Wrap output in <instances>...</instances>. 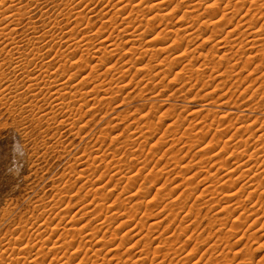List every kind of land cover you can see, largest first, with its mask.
Instances as JSON below:
<instances>
[{"label": "rangeland", "instance_id": "rangeland-1", "mask_svg": "<svg viewBox=\"0 0 264 264\" xmlns=\"http://www.w3.org/2000/svg\"><path fill=\"white\" fill-rule=\"evenodd\" d=\"M40 1L0 43V264H264V0Z\"/></svg>", "mask_w": 264, "mask_h": 264}, {"label": "bare ground", "instance_id": "bare-ground-1", "mask_svg": "<svg viewBox=\"0 0 264 264\" xmlns=\"http://www.w3.org/2000/svg\"><path fill=\"white\" fill-rule=\"evenodd\" d=\"M24 0H0V8L2 9L1 11H0V43H2V41H11L10 40V38L15 34L16 35V29L18 28V26L21 24V21H22V19H23V17L25 16V14H26V11L28 10V8H29V6L27 5V4H25L24 2H23ZM28 1V0H27ZM30 1V0H29ZM39 1L40 0H38V3H39ZM43 1V0H42ZM42 1H40V2H42ZM87 1V0H86ZM143 2L144 1H146V0H142ZM141 1V2H142ZM150 1V0H149ZM165 1V0H164ZM163 1V2H164ZM199 1V0H198ZM221 0H219L218 2H220ZM93 2V1H92ZM124 2V1H123ZM183 2V1H182ZM196 2V1H195ZM225 2V1H224ZM230 2V1H229ZM35 3V2H34ZM36 3H37V1H36ZM119 4H120V2H118ZM164 3H166V1L164 2ZM231 3V2H230ZM32 4V3H31ZM83 4V3H82ZM125 4V3H124ZM124 4H123V6H124ZM160 4H163V3H160ZM196 4H198V3H196ZM217 4V3H216ZM215 4V5H216ZM237 4V3H236ZM121 5V4H120ZM232 5V4H231ZM32 6H33V4H32ZM32 6L30 7V8H32ZM51 6V5H50ZM65 6H67V8L70 6L69 5V3L67 4V5H65ZM72 6V5H71ZM113 6V5H112ZM117 6V5H116ZM122 6V5H121ZM122 6V7H123ZM177 6V5H176ZM193 6H195L196 7V5L195 4H193ZM230 6V5H229ZM235 6V5H234ZM264 6V5H263ZM41 7V6H40ZM48 7V6H47ZM61 7V6H60ZM86 7V6H85ZM127 7H128V5H127ZM127 7H123L122 9H123V12H124V10H126V8ZM152 7H158V4H154ZM194 7V8H195ZM64 8V7H63ZM62 8V9H63ZM76 7H74L73 9H75ZM117 8H119V7H117ZM121 8V7H120ZM119 8V9H120ZM177 8V7H176ZM38 9V8H37ZM45 9H46V7H45ZM44 9V10H45ZM56 9V8H55ZM73 9H71V11H73ZM122 9H120V11L122 10ZM128 9V8H127ZM195 9H197V7L195 8ZM199 9V8H198ZM218 9V8H217ZM43 10V11H44ZM61 10V9H60ZM105 10V9H104ZM173 10V9H172ZM211 10V9H210ZM37 11V10H36ZM46 11V10H45ZM117 12H118V9L116 10ZM116 11H114V12H116ZM132 11V10H131ZM136 11V10H135ZM142 11V10H141ZM140 10H139V12H141ZM219 11V10H218ZM223 11H225V10H223ZM236 11V10H235ZM250 11V10H249ZM31 12V11H30ZM29 12V13H30ZM35 12V11H34ZM42 12V11H41ZM86 11H84V12H82L81 10L80 11H78V12H72L73 14H75V16L74 15H72V16H74V17H76V19L77 20H80V21H82L83 19H85L86 17H87V14L85 13ZM107 12V11H106ZM139 12H136V14L137 13H139ZM215 12V11H214ZM228 12V11H227ZM36 13V12H35ZM71 13V12H70ZM71 13V14H72ZM120 13V12H119ZM134 13V12H133ZM133 13H132V15H133ZM142 13V12H141ZM212 13V12H211ZM240 13V12H239ZM121 14V13H120ZM131 14V13H130ZM228 14V13H227ZM237 14H238V12H237ZM29 15V14H28ZM27 15V16H28ZM32 15V14H31ZM114 15V14H113ZM155 15H157V14H155ZM154 15V16H155ZM159 15V14H158ZM233 15V14H232ZM108 16V15H107ZM117 16V15H116ZM153 16V17H154ZM183 16V15H182ZM203 16V15H202ZM206 16V15H205ZM212 17L214 16V15H211ZM210 16V17H211ZM36 17H37V15H36ZM63 17H64V15H63ZM132 17V16H131ZM137 17H138V14H137ZM144 17V16H143ZM156 17V16H155ZM163 17V16H162ZM30 18H32V17H30ZM29 18V19H30ZM109 18H112L113 19V17H110L109 16ZM128 18V17H127ZM199 18V17H198ZM228 18V17H227ZM28 19V20H29ZM73 19V18H72ZM151 19V18H150ZM211 19V18H210ZM214 19V18H213ZM27 20V19H26ZM26 20H25V22H26ZM32 20V19H31ZM37 20V19H36ZM106 20V19H105ZM114 20V19H113ZM112 20V21H113ZM125 20V19H124ZM154 20V19H153ZM160 20V19H159ZM162 20H164V19H162ZM161 20V21H162ZM216 20V19H215ZM227 20V19H226ZM30 21V20H29ZM152 21V20H151ZM160 21V22H161ZM83 22V21H82ZM130 22V21H129ZM140 22H143L142 20L140 21ZM256 22V21H255ZM87 23V22H86ZM151 23V22H150ZM207 23V22H206ZM205 23V24H206ZM38 24V23H37ZM37 24H36V26H37ZM54 24V23H53ZM113 24V23H112ZM141 24V23H140ZM148 24H149V22H148ZM219 24V23H218ZM22 25H24V23L23 24H21V26ZM35 25V24H34ZM40 25V24H39ZM58 25V24H57ZM147 25V24H146ZM209 25V24H208ZM207 25V26H208ZM16 26H17V28H16ZM20 26V27H21ZM26 26H29V25H26ZM32 28H33V26L32 25H30ZM60 26V25H59ZM150 26V25H149ZM219 26V25H218ZM249 26H250V24H249ZM119 27V26H118ZM165 27V26H164ZM251 27V26H250ZM32 28H31V31H32ZM45 28H47V27H45ZM190 28V27H189ZM198 28H200V27H198ZM260 28V27H259ZM34 29V28H33ZM113 29V28H112ZM120 29V28H119ZM135 29V28H134ZM145 29V28H144ZM155 29V28H154ZM165 29V28H164ZM182 29V28H181ZM123 30V29H122ZM131 30V29H130ZM177 30V29H176ZM216 30V29H215ZM231 30V29H230ZM247 30H249V29H247ZM261 30V29H260ZM8 31V33H6ZM45 31V30H44ZM114 31V30H113ZM149 31V30H148ZM163 31V30H162ZM218 31H220V30H218ZM262 31H264V30H262ZM262 31H260V32H262ZM136 32H137V30H136ZM222 32V31H221ZM26 33H28V31L26 32ZM116 33V32H115ZM121 33V32H120ZM177 33V32H176ZM214 33V32H213ZM59 34V33H58ZM130 34V33H129ZM135 34V33H134ZM260 34H262V33H260ZM14 35V36H15ZM38 35V34H37ZM121 35V34H120ZM159 35V34H158ZM17 36V35H16ZM31 36V35H30ZM141 36H143V34L141 35ZM141 36H139L140 38H141ZM147 36V35H146ZM177 36V35H176ZM202 36V35H201ZM210 36V35H209ZM262 36L264 37V32H263V34H262ZM45 37V36H44ZM70 37V36H69ZM76 37V36H75ZM118 37V36H117ZM145 37V36H144ZM199 37V36H198ZM221 37H222V35H221ZM258 37V36H257ZM261 37V36H260ZM29 38V37H28ZM85 38V37H84ZM195 38V37H194ZM13 39V41H15V38H12ZM39 39L40 38H37L36 40H38L39 41ZM75 39V38H74ZM142 39H144L143 37H142ZM182 39V38H181ZM210 39V38H209ZM264 39V38H263ZM42 40V39H41ZM139 40V39H138ZM137 40V41H138ZM223 40V39H222ZM262 40V39H261ZM28 41H32V39H29ZM27 41V42H28ZM149 41V40H148ZM181 41V40H180ZM179 41V42H180ZM220 41V40H219ZM224 41V40H223ZM251 41V40H250ZM254 41V40H253ZM264 41V40H263ZM12 42V41H11ZM22 42V41H21ZM73 42H74V40H73ZM78 42V41H77ZM112 42V41H111ZM115 42V41H114ZM141 42V41H140ZM152 42V41H151ZM157 42V41H156ZM218 42V41H217ZM222 42V41H221ZM220 42V43H221ZM252 42V41H251ZM255 43L257 42V41H254ZM258 42H261V41H258ZM16 43V42H15ZM35 43V42H34ZM76 43V42H75ZM133 43H135V41L133 42ZM175 43V42H174ZM219 43V42H218ZM254 43V44H255ZM7 44V43H6ZM14 43H10V45L12 46ZM24 44V43H23ZM32 44H33V42H32ZM88 44V43H87ZM138 44V43H137ZM228 44V43H227ZM260 44V43H259ZM3 45V44H2ZM16 46H17V48L19 47L17 44H15ZM20 45V44H19ZM28 45V44H27ZM73 45V44H72ZM84 45V44H83ZM103 45V44H102ZM112 45H114L113 43H112ZM160 45V44H159ZM164 45V44H163ZM181 45V44H180ZM243 45V44H242ZM253 45V44H252ZM109 46H111V45H109ZM169 46V45H168ZM240 46V45H239ZM1 47V46H0ZM27 47H29V46H27ZM68 47V46H67ZM100 48L99 49H101L102 50V52H104L106 55H105V57H107L110 53H111V50L110 49H107L105 46L103 47V46H99ZM114 47V46H113ZM163 47V46H162ZM3 48V47H2ZM14 48V47H13ZM12 48V49H13ZM82 48V47H81ZM135 48V47H134ZM137 48V47H136ZM161 48V47H160ZM169 48V47H168ZM3 49H5V48H3ZM3 49H1L2 51H3ZM51 49V48H50ZM67 49V48H66ZM161 49H163V48H161ZM170 49V48H169ZM179 49V48H178ZM177 49V50H178ZM222 49V48H221ZM224 49V48H223ZM20 50V49H19ZM88 50V49H87ZM135 50V49H134ZM138 50V49H137ZM136 50V51H137ZM150 50V49H149ZM176 50V49H175ZM181 50V49H180ZM5 51V50H4ZM114 51V50H113ZM116 51H118V50H116ZM147 51V50H146ZM17 52H18V50H17ZM85 52V51H84ZM90 52H91V50H90ZM89 52V53H90ZM100 52V51H99ZM128 52V51H127ZM115 53V52H114ZM144 53H145V51H144ZM175 53V52H174ZM173 53V54H174ZM182 53H184V52H182ZM236 53V52H235ZM91 54V53H90ZM108 54V55H107ZM146 54V53H145ZM181 54V53H180ZM188 54V53H187ZM55 55V54H54ZM234 55V54H233ZM14 56V55H13ZM89 56V55H88ZM110 56V55H109ZM141 56V55H140ZM169 56V55H168ZM188 56V55H187ZM27 57V56H26ZM30 57V56H29ZM104 57V58H105ZM115 57V56H114ZM174 57V56H173ZM177 57V56H176ZM181 57V56H180ZM184 57H185V54H184ZM205 57V56H204ZM224 57V56H223ZM249 57V56H248ZM247 57V58H248ZM104 58H102L103 60H104ZM108 58V57H107ZM107 58H105L106 60H107V63H110L111 62V60H109V59H107ZM110 58V57H109ZM192 58V57H191ZM15 61H16V59L15 58H13ZM18 59V58H17ZM83 59V58H82ZM101 59V60H102ZM167 59H169V58H167ZM166 59V60H167ZM179 59H181L182 60V58H179L178 57V59H176L175 61L177 62V60H179ZM190 59V58H189ZM240 59V58H239ZM251 59V58H250ZM261 59H262V57H261ZM85 60V59H84ZM99 60H100V58H99ZM99 60H98V62H99ZM183 60H185V59H183ZM7 61V60H6ZM113 61V60H112ZM190 61V60H189ZM0 62L2 63H0L1 65H4L5 64V59H1L0 58ZM167 62V61H166ZM171 62V61H170ZM173 62V61H172ZM172 62L170 63V64H172ZM33 62H28V60L26 61V62H12L11 63V65L12 66H14L15 68L14 69H16V71L17 70H23L24 68H27L28 66L30 67L31 66V64H32ZM103 63V62H102ZM104 63H105V60H104ZM103 63V64H104ZM175 63V62H174ZM106 64V63H105ZM114 64V63H113ZM186 64V63H185ZM184 64V65H185ZM108 65V64H107ZM112 65V64H111ZM25 66V67H24ZM94 67L96 66L95 64L93 65ZM168 66V65H167ZM87 67V66H86ZM89 67H91V66H89ZM150 67V66H149ZM169 67V66H168ZM173 67V66H172ZM214 67V66H213ZM245 67V66H244ZM7 68V67H6ZM96 68V70H97V68H98V66H96L95 67ZM95 68H91L92 70V72L94 71L93 69H95ZM114 68V67H113ZM171 68V67H170ZM182 68H184V67H182ZM215 68V67H214ZM217 68V67H216ZM49 69H50V67H49ZM108 69H110V68H108ZM112 69V68H111ZM191 69V68H190ZM198 69V68H197ZM27 70H28V68H27ZM109 71H111V70H109ZM117 71V70H116ZM180 71V70H179ZM26 72V71H25ZM24 72V73H25ZM55 72V71H54ZM74 72V71H73ZM80 72V71H79ZM108 72V71H107ZM2 73V74H1ZM15 73V72H14ZM76 74H77V72H75ZM91 73V72H90ZM103 73V72H102ZM188 73V72H187ZM191 73V72H190ZM0 82L1 81H3L4 80V78H6V77H4V76H6V75H3V72H0ZM19 74V73H18ZM72 74H74V73H72ZM71 74V75H72ZM30 75V74H29ZM35 75V74H34ZM91 75L92 74H90V77H91ZM122 75V74H121ZM176 75H177V73H176ZM32 76V75H31ZM44 76V75H43ZM76 75L74 74V76H69L70 77V79L68 80V82L67 83H63V84H61L58 80L56 81H54V83L51 81V80H49V82L51 81L52 83L51 84H49V83H47V82H45V85L44 84H40V83H38V84H35L34 85V89H38V88H40L39 90L41 91L42 89H43V87L46 89V90H48V92H51V95H49L52 99H53V102H56L55 104H61L62 106L63 105H66L65 103H67V102H69V100H71L72 98H73V96L75 95V97L78 95V93L80 92V88L82 87V85H83V83L82 82H79L78 81V83L77 82H75V84H74V79L75 78H77V77H75ZM165 76V75H164ZM179 76V75H178ZM192 76V75H191ZM87 77H88V75H87ZM121 77H123V76H121ZM177 77V76H176ZM190 77V76H189ZM45 78V77H44ZM124 78V77H123ZM9 79V78H8ZM30 79H32L31 77H30ZM47 79V78H46ZM56 79V78H55ZM61 79V78H60ZM83 79V78H82ZM85 79V78H84ZM83 79V80H84ZM120 80H121V78H119ZM175 79V78H174ZM113 80V79H112ZM176 80H177V78H176ZM189 80H191V79H189ZM41 81V80H40ZM47 81V80H46ZM156 81V80H155ZM71 82V83H70ZM118 82H119V80H118ZM31 83V82H30ZM73 83V84H72ZM86 83V82H85ZM102 83V82H101ZM105 84V83H104ZM44 85V86H43ZM118 85H119V83H118ZM15 86V85H14ZM29 86V85H28ZM33 85H31L30 87H32ZM42 86V87H41ZM84 86V85H83ZM95 86V85H94ZM105 86V85H104ZM16 87V86H15ZM30 87H28V88H30ZM126 87V86H125ZM27 88V89H28ZM42 88V89H41ZM118 88H120V87H118ZM122 88V87H121ZM120 88V89H121ZM83 89V88H82ZM84 89H86V88H84ZM106 89V88H105ZM30 90H31V88H30ZM44 90V89H43ZM87 90V89H86ZM10 91V90H9ZM40 91H38L39 93H40ZM82 91V90H81ZM88 91H89V88H88ZM96 91V90H95ZM33 92H35V91H33ZM47 92V93H48ZM83 92V91H82ZM102 92V91H101ZM36 93V92H35ZM76 93H77V95H76ZM97 93V92H96ZM99 93V92H98ZM106 93V92H105ZM32 94V93H31ZM89 94V93H88ZM95 94V93H94ZM90 95V94H89ZM97 95V94H96ZM95 95V96H96ZM48 96V97H49ZM99 96V95H98ZM14 97V96H13ZM37 96H35L34 98H36ZM88 97V96H87ZM100 97V96H99ZM5 98V97H4ZM81 98V97H80ZM16 99V98H15ZM103 99V98H102ZM108 99V98H107ZM105 100V99H104ZM103 100V101H104ZM72 101V100H71ZM101 101V100H100ZM45 102V101H44ZM82 102V101H81ZM50 104V103H49ZM78 104V103H77ZM84 104V103H83ZM3 105V104H2ZM33 103H32V107H33ZM67 105H68V103H67ZM87 106V105H86ZM35 107V106H34ZM33 107V108H34ZM61 107V106H60ZM91 108V107H90ZM36 109H38V108H36ZM39 110V109H38ZM37 110V111H38ZM63 110V109H62ZM66 111V110H65ZM77 111V110H76ZM75 111V112H76ZM81 112V111H80ZM45 114V113H44ZM72 114V113H71ZM167 114V113H166ZM62 115V114H61ZM77 115V114H76ZM49 116V115H48ZM57 116V115H56ZM51 117V116H50ZM80 118V117H79ZM52 120V119H51ZM80 120V119H79ZM48 121V120H47ZM68 122H70V121H68ZM75 122H77V121H75ZM78 123V122H77ZM76 123V124H77ZM70 124V123H69ZM75 124V125H76ZM253 124V123H252ZM78 125V124H77ZM147 125V124H146ZM247 125V124H246ZM256 125V124H255ZM243 126V125H242ZM252 126V125H251ZM149 128V127H148ZM240 130V129H239ZM257 130V129H256ZM238 131V130H237ZM244 131V130H243ZM254 132V131H253ZM141 134V133H140ZM139 134V135H140ZM237 134V133H236ZM251 134V133H250ZM103 135V134H102ZM105 135V134H104ZM257 135V134H256ZM187 136V135H186ZM259 136V135H258ZM140 137V136H139ZM141 137H143V136H141ZM249 137V136H248ZM242 138V137H241ZM262 138V137H261ZM100 139V138H99ZM131 139V138H130ZM129 139V140H130ZM136 139H138V137H136ZM234 140V139H233ZM240 140V139H239ZM248 140V139H247ZM257 140V139H256ZM128 142V141H127ZM145 142V141H144ZM244 142V141H243ZM247 142V141H246ZM239 143V142H238ZM248 143V142H247ZM124 144V143H123ZM226 145V144H225ZM245 145V144H244ZM227 146V145H226ZM229 146V145H228ZM247 146H249V145H247ZM225 147V146H224ZM246 148V147H245ZM248 148V147H247ZM259 148V147H258ZM225 150V149H224ZM242 150V149H241ZM246 151V150H245ZM254 151V150H253ZM242 152V151H241ZM247 153V152H246ZM253 153V152H252ZM255 153H256V151H255ZM109 154V153H108ZM217 154V153H216ZM240 155H241V153H239ZM243 154V153H242ZM96 156V155H95ZM99 156V155H98ZM216 156V155H215ZM261 156V155H260ZM219 157V156H218ZM253 157V156H252ZM116 158V157H115ZM250 158V157H249ZM254 158V157H253ZM256 159H257V157H256ZM258 160V159H257ZM94 161V160H93ZM120 161V160H119ZM120 163V162H119ZM178 163V162H177ZM182 163V162H181ZM118 164V163H117ZM121 164V163H120ZM238 164V163H237ZM241 165H242V163H241ZM119 166V165H118ZM144 166V165H143ZM244 166V165H243ZM252 167V166H251ZM90 170V169H89ZM122 170V169H121ZM139 170V169H138ZM246 171V170H245ZM260 172V171H259ZM121 173V172H120ZM123 173V172H122ZM126 177V176H125ZM242 177H244V176H242ZM123 179H125V178H123ZM134 179V178H133ZM127 180H128V178H127ZM160 180V179H159ZM230 181V180H229ZM235 181V180H234ZM131 182V181H130ZM135 182V181H134ZM231 182V181H230ZM261 183V182H260ZM135 184V183H134ZM102 187V186H101ZM134 187V186H133ZM131 188V187H130ZM246 188V187H245ZM105 189V188H104ZM239 190V189H238ZM129 191V190H128ZM237 191V190H236ZM158 194V193H157ZM231 194H233V193H231ZM236 194V193H235ZM104 195H105V193H104ZM108 195V194H107ZM213 195V194H212ZM250 195H251V193H250ZM133 196V195H132ZM131 196V197H132ZM233 196V195H232ZM248 196H249V194H248ZM104 197H106V196H104ZM130 197V198H131ZM229 197V196H228ZM227 197V198H228ZM234 197H236V196H233L232 197V199L234 198ZM231 198V197H230ZM229 199V198H228ZM239 201V200H238ZM259 201H261V200H259ZM262 201H263V198H262ZM124 202V201H123ZM119 203H121V202H119ZM123 204V203H122ZM122 204H119L120 206L122 205ZM125 204V203H124ZM181 204V203H180ZM237 204V203H236ZM100 205V204H99ZM176 205V204H175ZM238 205H239V203H238ZM262 205V204H261ZM117 206V205H116ZM123 206V205H122ZM122 206H121V208H119V209H122ZM139 206V205H138ZM199 206V205H198ZM264 206V205H263ZM46 207V206H45ZM119 207V206H118ZM117 207V208H118ZM124 207V206H123ZM195 207H197V206H195ZM234 207V206H233ZM262 207V206H261ZM193 209V208H192ZM238 209V208H237ZM257 209V208H256ZM261 209V208H260ZM126 210V209H125ZM139 210V209H138ZM114 211H116V210H114ZM119 211H121V210H119ZM257 212V211H256ZM119 213V212H118ZM123 213V212H122ZM126 213V212H125ZM263 213V212H262ZM256 214V213H255ZM127 215V217H126V219H128V214H126ZM119 216H120V214H119ZM119 216H118V218H119ZM144 216V215H143ZM152 216V215H151ZM261 216V215H260ZM60 217V216H59ZM129 217H131V216H129ZM146 217V216H145ZM262 217V216H261ZM121 218H124V216L122 215V217ZM52 219H54V218H52ZM56 219V218H55ZM105 219V218H104ZM147 219V218H146ZM46 220H47V218H46ZM51 220V219H50ZM129 220H130V218H129ZM144 220V219H143ZM47 221H49V218H48V220ZM125 221L126 220H122V222H124L125 223ZM158 221V220H157ZM46 221L44 220V223H45ZM53 222H55V221H53ZM53 222H51L50 221V223L52 224ZM140 222V221H139ZM142 222H144V221H142ZM160 222H161V220H160ZM48 224H50L49 222H47ZM46 223V224H47ZM70 223V222H69ZM123 223V224H124ZM133 223V222H132ZM155 223H157V222H153V224H150L151 226H154L155 225ZM45 224V225H46ZM58 224V223H57ZM57 224H56V226L55 227H57ZM121 224V223H120ZM141 224V223H140ZM45 225H44V227H45ZM88 225V224H87ZM86 225V226H87ZM122 225V224H121ZM127 225H128V223H127ZM139 225V224H138ZM149 225V226H150ZM157 225V224H156ZM50 226V225H49ZM58 226H60V224H58ZM84 226V225H83ZM123 226V225H122ZM122 226H120V227H122ZM134 226H135V224H134ZM140 226H145L144 224H141ZM158 226V225H157ZM47 227V226H46ZM128 227V226H127ZM138 228H139V226H137ZM159 227V226H158ZM51 228V227H50ZM72 228V227H71ZM77 228V227H76ZM83 228V227H82ZM86 228V227H85ZM44 229H46V228H44ZM73 229H75V226H74V228ZM72 229V230H73ZM84 229V228H83ZM136 229V228H135ZM134 229V230H135ZM152 229V228H151ZM40 230V229H39ZM47 231H48V229H46ZM51 230V229H50ZM65 230V229H64ZM69 230H71V229H69ZM76 230V229H75ZM78 230V229H77ZM81 230V229H80ZM94 229H92V231H93ZM138 230H140V228L138 229ZM138 230H137V232H138ZM144 230V229H143ZM38 231V230H37ZM74 231V230H73ZM66 232V231H65ZM82 232V231H81ZM81 232H79V234L81 233ZM132 232V231H131ZM152 232V231H151ZM150 232V233H151ZM184 232V231H183ZM64 233V232H63ZM129 233V232H128ZM134 233V232H133ZM140 233V232H139ZM138 233V234H139ZM90 234V233H89ZM92 234V233H91ZM136 234V233H135ZM65 235V234H64ZM63 234L61 235V236H64ZM69 235H72L71 233H70V231H68L67 230V232H66V237L67 238H65V239H68V237H69ZM95 235V234H94ZM114 235H115V232H114ZM75 236V235H74ZM89 236V235H88ZM91 236H93V235H91ZM112 236H113V234H112ZM71 238L73 237V236H70ZM82 237V236H81ZM87 237V236H86ZM116 237H117V235H116ZM162 237V236H161ZM97 238V237H96ZM146 238V237H145ZM75 239V238H74ZM90 239V238H89ZM88 239V240H89ZM172 239V238H171ZM98 241H100V239L98 240ZM63 242H64V239H63ZM62 242V243H63ZM90 242V240L88 241V243ZM91 242H92V240H91ZM137 242V241H136ZM82 243V242H81ZM101 243V242H100ZM70 244V243H69ZM69 244H67L66 243V245L68 246V248H69ZM85 244V243H84ZM64 245V244H63ZM65 245V246H66ZM72 245V244H71ZM98 245H99V243H98ZM148 245H150V244H148ZM95 246V245H94ZM137 246V245H136ZM62 247V246H61ZM103 247V246H102ZM56 248V247H55ZM54 248V249H55ZM63 248V247H62ZM66 249H67V247H65ZM82 248V247H81ZM118 248V247H117ZM146 248V247H145ZM64 249V248H63ZM99 249V248H98ZM98 249H97V251H98ZM115 249V248H114ZM143 249V248H142ZM61 250V249H60ZM70 250V249H69ZM112 250V249H111ZM145 250V249H144ZM151 250H152V248H151ZM156 250V249H155ZM114 250H112L111 252H113ZM110 252V251H109ZM110 252V253H111ZM39 253V252H38ZM42 254V253H41ZM94 254H96V253H94ZM142 254V253H141ZM158 254V253H157ZM98 255H100L99 254V252H98ZM155 255H156V251H155ZM165 255V254H164ZM38 256V255H37ZM67 256H69V255H67ZM94 256H97V254L96 255H94ZM59 257V256H58ZM114 257V256H113ZM146 257V256H145ZM164 257V256H163ZM166 257V256H165ZM27 258V257H26ZM83 258V257H82ZM90 258V257H89ZM98 258V257H97ZM37 259V258H36ZM64 259V258H63ZM66 259V258H65ZM64 259V260H65ZM68 259V258H67ZM86 260H87V258H85ZM93 259V258H92ZM120 259V258H119ZM122 259V258H121ZM62 260V259H61ZM72 260V259H71ZM86 260H84L85 262H88V260L86 261ZM96 260V259H95ZM123 260V259H122ZM132 260V259H131ZM140 260H141V258H140ZM68 261H70V260H68ZM83 261V260H82ZM138 261V260H137ZM33 262V261H32ZM94 262L96 263V261H94L93 260V263L92 264H94ZM136 262V261H135ZM140 262V261H139ZM66 262H64V264H65ZM74 263V262H73ZM122 262H118L117 264H121ZM137 263V262H136ZM67 264H69V263H67ZM81 264H82V262H81ZM83 264H85V263H83ZM87 264V263H86ZM125 264V263H124ZM153 264V263H152Z\"/></svg>", "mask_w": 264, "mask_h": 264}]
</instances>
